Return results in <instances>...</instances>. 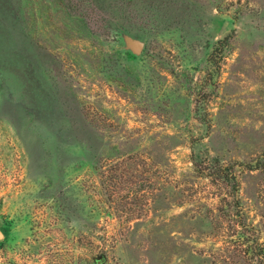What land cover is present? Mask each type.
<instances>
[{"label":"rangeland","instance_id":"1","mask_svg":"<svg viewBox=\"0 0 264 264\" xmlns=\"http://www.w3.org/2000/svg\"><path fill=\"white\" fill-rule=\"evenodd\" d=\"M0 231V264H264V0H0Z\"/></svg>","mask_w":264,"mask_h":264},{"label":"water","instance_id":"2","mask_svg":"<svg viewBox=\"0 0 264 264\" xmlns=\"http://www.w3.org/2000/svg\"><path fill=\"white\" fill-rule=\"evenodd\" d=\"M132 48H133V50L136 51V52H139V51H140V48H139L138 44H134ZM0 238H2V233H1V231H0ZM95 264H102V261H101V260H97V261L95 262Z\"/></svg>","mask_w":264,"mask_h":264},{"label":"trees","instance_id":"3","mask_svg":"<svg viewBox=\"0 0 264 264\" xmlns=\"http://www.w3.org/2000/svg\"><path fill=\"white\" fill-rule=\"evenodd\" d=\"M110 1H112V0H103V3L110 2ZM81 9H82V11L85 10V6H84L83 4L81 5ZM86 15H87V13H86ZM102 22H103V20H102ZM102 26H104L106 30H109V29H110V27H107V26H105L104 24H102ZM105 29H104V30H105ZM225 41H226V40L221 41L220 44H224Z\"/></svg>","mask_w":264,"mask_h":264}]
</instances>
